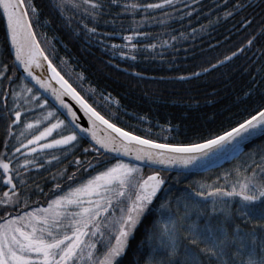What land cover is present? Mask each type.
<instances>
[{"label": "snow or ice", "instance_id": "6c2138e0", "mask_svg": "<svg viewBox=\"0 0 264 264\" xmlns=\"http://www.w3.org/2000/svg\"><path fill=\"white\" fill-rule=\"evenodd\" d=\"M213 4L215 7L204 12L209 7L204 0H46L49 12L74 36L83 33L89 43L95 40L113 57L131 61L145 53L160 56L158 49L175 48L170 41L194 38L197 31L208 27L201 24L199 30L193 27L190 33L169 34L165 40L163 31L144 30L150 23L164 28L172 19L189 18L191 23L194 14L199 19L216 9H227L223 19L240 15L246 29L259 25V31L248 39V47L258 37L264 41V0H223V4L213 0ZM0 10L10 44L5 53L12 59V66L0 64V122L6 136L0 143V264H264V70L259 88L253 78V87L244 93L249 98L259 96L255 105L222 131L209 130L208 136L198 133L202 142H159L152 138L151 127L136 134L118 126L121 106L111 93L99 92L98 104L108 113L102 114L58 71L36 31L37 26L54 23L40 0H0ZM157 12L162 18L154 15ZM220 19L217 15L216 22ZM212 23L209 19V25ZM39 35L48 39L44 32ZM115 37L123 43H109ZM236 55L233 52L220 64ZM28 78L35 83L30 84ZM36 85L59 108L49 105ZM88 92L93 98L97 94L94 88ZM65 97L75 101L78 109ZM37 108L44 112L26 127L38 134L33 132L27 144L21 142L23 148L33 146L21 161L16 155L21 147L9 143L12 126ZM174 127L161 126V133H171ZM54 150L65 157L70 153L75 171L66 167L59 173L60 179L51 175L54 198L46 206L14 214L21 206L31 207L33 195L44 194L39 184L33 191L27 190L30 165L37 164L34 154L44 155L46 163L52 164L61 161ZM224 156L244 159L211 185L176 188L181 177L194 170H209ZM77 172L86 178H78ZM61 180L70 182L66 189Z\"/></svg>", "mask_w": 264, "mask_h": 264}, {"label": "trees", "instance_id": "16d2710c", "mask_svg": "<svg viewBox=\"0 0 264 264\" xmlns=\"http://www.w3.org/2000/svg\"><path fill=\"white\" fill-rule=\"evenodd\" d=\"M217 2L223 4V0H217ZM40 3L44 7L45 14L54 21L52 25L36 27L41 46L65 79L90 103L97 106L102 114L108 113L105 107H100L98 104L99 92H104L105 95L111 93L113 98L119 100L120 119L116 122L118 126L125 127L126 130L131 129L135 130L136 134H142L143 129L151 127L152 138L158 139L159 142H202L198 133L208 136L209 130L212 133L222 131L230 121L234 122L238 115H243L244 110L254 106L259 99L258 95L252 98L244 95L253 87V78L257 80L256 87L259 88L258 81L261 71L264 70V47H262L264 41L258 37L252 47L247 46L248 39L259 31V25L254 23L253 26L244 28L240 15L223 19V11H226V8L216 9L211 16L201 15L199 19H196L194 14L190 18L191 23L189 18L183 21L169 20L167 28L155 22L150 23L144 30L153 34L163 31L165 40L169 39V34L179 36L180 32L190 33L193 27L199 30L201 24L208 27L205 31H197L194 38L170 41L175 44V48L158 49L157 51L162 52L160 56L155 53L152 55L145 53L138 56L136 61H131L119 56L113 57L95 40L89 43V39L83 33L79 37L74 36L71 30L59 23L58 18L49 12L46 0H40ZM204 3L209 5L203 10L204 12H209L215 7L213 0H204ZM178 7L183 11L189 10L183 8V5ZM193 7L198 6L193 5ZM166 11L173 10L166 9ZM154 15L161 17L159 12ZM174 15H182V12H174ZM217 15L221 16L218 22H216ZM209 19L214 23L209 25ZM73 27H77L75 23ZM173 29H175L174 32ZM5 32L0 10V64L8 63L12 66V59L5 53L9 47ZM41 32L46 33L48 39L40 36ZM109 43H123V41L115 37ZM52 45H55V55L52 54ZM241 48H244V52L239 51ZM233 52H237V55L232 60L220 64V61H224L225 57L231 56ZM214 64L217 65L216 68L212 67ZM125 69L127 71H124ZM134 72H140L142 75L135 76L132 74ZM195 73L199 75H194ZM19 74L18 72L17 75ZM81 74L83 79H79ZM180 77H187V79H180ZM89 88L97 90L94 98L89 94ZM49 105L53 104L49 101ZM42 112H44L43 109L37 108L34 112L25 113L22 122L12 126L13 138L9 143L18 147H21V142L26 144L28 139L32 138L26 132V124L39 119ZM141 117L146 119H140ZM161 126L176 127L171 133H161ZM24 132L26 134L22 139L21 134ZM157 133H160V136H156ZM164 136L168 137L167 141L163 139ZM5 139L4 124L0 122V143ZM0 151L3 149L0 148ZM54 151L57 155H61V161H53L52 164L46 163L44 155L34 154L37 164L30 165L31 171L27 173L29 176L27 190L31 192L39 184L45 191L42 195L37 193L32 196L29 202L31 207L23 209L21 206L14 210V214L28 211L32 207L47 205V201L54 198V182L51 175L57 174L60 179L59 173L64 168L67 167L69 172L75 171V167L70 164L73 159L70 153L65 157L59 150ZM27 152L21 147V152L16 155L23 161V154ZM76 156L80 157L79 149L76 150ZM50 158V156L47 157V159ZM243 159L244 157L240 160L232 159L221 167L204 173L191 172L186 177H181L182 183L176 185V188L182 190L189 184L193 188L198 187L199 184L211 185L218 176H223ZM41 163L44 164L43 168L39 167ZM145 171L147 172V169ZM92 175L95 173L93 172ZM172 175H175V172ZM77 177L86 178L79 172ZM60 182L65 189L70 183L65 180ZM220 183L223 184V181L221 180ZM37 201L39 204L36 203ZM2 214L0 210V215Z\"/></svg>", "mask_w": 264, "mask_h": 264}, {"label": "water", "instance_id": "95a60500", "mask_svg": "<svg viewBox=\"0 0 264 264\" xmlns=\"http://www.w3.org/2000/svg\"><path fill=\"white\" fill-rule=\"evenodd\" d=\"M4 21H5V26H6V19L4 18ZM8 45L10 46L9 42H8ZM22 71V70H21ZM40 70H38V74H39ZM50 75V73H48ZM29 79V83L30 84H34L35 82L34 81H31V78H28ZM54 87H58V85H55L53 84ZM42 94L43 96L47 97L48 100L54 105H57V108H59L57 102L55 101V99L53 97L50 96L49 93L47 92H44L42 89H39V86L36 85L35 86ZM66 100V102L68 103H71L76 109H78V105L75 104V101H72L70 97H65L64 98ZM60 111H63V109H59ZM80 115H82V113H78ZM86 120V118H84ZM127 159V158H125ZM232 159L231 156H224L222 158H219V159H216L214 162H213V165L209 168V170H194L193 172H199V173H204V172H207V171H210V170H213V169H216V168H219L221 167L223 164L227 163V162H230Z\"/></svg>", "mask_w": 264, "mask_h": 264}, {"label": "rangeland", "instance_id": "374dc122", "mask_svg": "<svg viewBox=\"0 0 264 264\" xmlns=\"http://www.w3.org/2000/svg\"><path fill=\"white\" fill-rule=\"evenodd\" d=\"M43 127H44V124L39 125V129H40V130H42ZM26 129H27L26 132L28 133V136H32V133H33V132H36V134H37V131H36L35 129H28V128H26ZM26 132H24L23 134H21L22 139L25 137ZM54 134H55V133H54ZM50 139H51V138H49V140H50ZM41 143H43V141H42ZM26 144H27V143H26ZM31 147H33V146L30 145L29 148H27V149L22 147V149H26V150L29 152ZM34 205H35V204H34ZM44 206H46V205H44ZM31 210H32V209H29L28 211H31ZM1 222H2V221H1Z\"/></svg>", "mask_w": 264, "mask_h": 264}]
</instances>
